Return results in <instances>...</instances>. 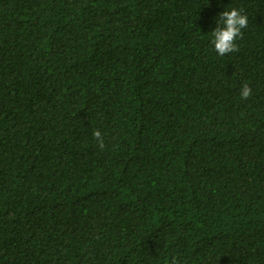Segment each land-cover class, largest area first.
I'll list each match as a JSON object with an SVG mask.
<instances>
[{
  "label": "trees",
  "instance_id": "1",
  "mask_svg": "<svg viewBox=\"0 0 264 264\" xmlns=\"http://www.w3.org/2000/svg\"><path fill=\"white\" fill-rule=\"evenodd\" d=\"M0 264H264V0H0Z\"/></svg>",
  "mask_w": 264,
  "mask_h": 264
},
{
  "label": "clouds",
  "instance_id": "2",
  "mask_svg": "<svg viewBox=\"0 0 264 264\" xmlns=\"http://www.w3.org/2000/svg\"><path fill=\"white\" fill-rule=\"evenodd\" d=\"M215 28L210 32V43L212 49L219 56L231 54L237 50V41L242 36L243 30L249 24V17L242 9L224 7L223 11L214 18ZM252 95V88L245 83L239 89V96L242 100L248 99ZM101 133L94 132V137L99 140ZM103 147V141L100 140Z\"/></svg>",
  "mask_w": 264,
  "mask_h": 264
}]
</instances>
